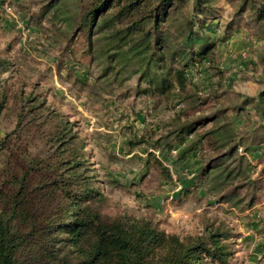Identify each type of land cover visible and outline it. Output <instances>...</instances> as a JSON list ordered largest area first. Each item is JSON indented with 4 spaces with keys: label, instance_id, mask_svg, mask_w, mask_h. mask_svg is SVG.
Wrapping results in <instances>:
<instances>
[{
    "label": "rangeland",
    "instance_id": "rangeland-1",
    "mask_svg": "<svg viewBox=\"0 0 264 264\" xmlns=\"http://www.w3.org/2000/svg\"><path fill=\"white\" fill-rule=\"evenodd\" d=\"M95 2L0 0V219L22 242L20 262L47 251L48 264H84L60 227L85 192L82 214L134 239L168 238L141 242L147 264H170L173 241L208 244L214 232L225 264H264V121L253 109L264 94V0H211L203 15L174 0L157 29L161 0L122 15L121 0L89 33ZM189 34L207 61L190 65L185 91L145 92L146 61L163 53L167 69H181L187 59L169 57ZM213 113L217 124L197 133L227 125L241 146L228 161L210 138L168 149L181 122Z\"/></svg>",
    "mask_w": 264,
    "mask_h": 264
},
{
    "label": "trees",
    "instance_id": "trees-1",
    "mask_svg": "<svg viewBox=\"0 0 264 264\" xmlns=\"http://www.w3.org/2000/svg\"><path fill=\"white\" fill-rule=\"evenodd\" d=\"M126 1L127 4L124 5L122 8L123 10L119 12L121 15L125 12L124 10H126L127 13L134 5L144 0ZM173 1L174 0H161V5L157 8L153 19L155 29H157L168 16L167 9L172 6ZM120 2L121 0H96L91 9L86 12L83 19L84 23L89 21V23L86 24L88 32L90 33L93 27L96 26L97 17L101 13H104L106 8L113 3L119 6ZM210 2L211 0H194V12L198 15H203ZM256 11L258 21L264 20V4L263 6L259 5ZM102 21L101 27L102 25L106 26L110 23L108 20ZM193 36V34H189L188 38L184 40L183 48L170 53L169 61L174 60L178 54L182 60L187 59L181 69L173 70L171 67L167 69L166 56L163 55V53H160L157 58H151L146 61L144 71L141 75V79L145 80L148 85V88L144 90L145 92H155L169 99L174 91L180 94L185 91L188 69L197 66L198 63L207 61V51L205 48H199V50H195L194 52L192 51L193 46L200 41ZM186 48L189 49L187 54L185 53ZM159 52H161V50ZM2 107V104H0V113ZM253 109L259 114L261 120L264 121V94H260L259 97H257V100L253 104ZM216 115L217 114L213 113L208 116L203 115L192 120L181 122L179 127L174 132H171V134H173V140L169 143L168 149H170L174 143L183 145L187 141L192 142V138H190L192 135L198 137V141L204 140V138H210L212 143H218L219 148H228L221 159H218V161H224L221 163L228 161L241 146L235 143L232 144V133L227 125H216L203 136H198L197 133L198 129L208 124V122L213 120L214 123L217 119ZM193 149H196L194 145L189 146L186 151L188 152ZM212 164L217 163L213 161ZM212 164L210 165L212 166ZM89 198L91 197L85 192L82 194L78 193L75 200L71 201L70 208L66 212L68 223H62L60 227V229L68 235L69 245L74 247L77 255L83 260L84 264H104L113 260H117V264H147V262H145L146 256L143 254V245L141 242L146 240L149 241L150 244L155 243L157 245L168 239L162 233H156L152 230L144 232L140 235V238L134 239L133 237L127 236L119 229L101 224L95 213L93 214L88 211L82 214L84 207L82 208L80 201L82 199L84 203ZM252 204L253 202L251 201L249 205L252 206ZM90 232L93 235L89 239ZM17 239L18 238L12 234L9 224L0 219V264H22L19 260L22 242H17ZM173 244L175 245L169 253L171 258L170 264H206L207 259H214L220 264H225L227 260V253L222 246V236L217 232L211 235L208 244L205 242H197L190 247L181 245L178 241H173L172 245ZM49 255L50 253L48 254L46 251V254L43 255V259L39 257L37 260H34L35 264H40L42 261L45 262ZM44 264L48 263L45 262Z\"/></svg>",
    "mask_w": 264,
    "mask_h": 264
}]
</instances>
